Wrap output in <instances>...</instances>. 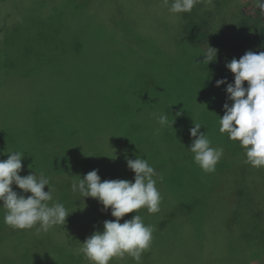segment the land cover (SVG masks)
Masks as SVG:
<instances>
[{
	"label": "rangeland",
	"instance_id": "374dc122",
	"mask_svg": "<svg viewBox=\"0 0 264 264\" xmlns=\"http://www.w3.org/2000/svg\"><path fill=\"white\" fill-rule=\"evenodd\" d=\"M66 1L74 4L68 18L54 16L63 21L52 19V7L59 0H0V160H6L11 151L22 152L19 174L43 173L49 179L53 196L49 205L57 202L58 190L77 202L67 208L70 214L64 225L39 234V225L31 229L6 225L0 208V264H92L78 252L80 243L94 231H103L105 220L115 218L97 199L72 191L70 174L88 173L84 165L76 166L81 160L73 152L83 137L110 162L107 172L100 169L101 161L88 165L89 172L100 169L101 181H133L135 174L127 168L126 157L136 156L146 158L163 177L156 178L159 212L150 214L141 208L136 213L157 230L161 221H167L164 230L169 243L161 246L160 232L153 231L158 235L152 236L142 254L148 262L195 264L193 260L200 259V264H215L225 260L226 234L233 224L240 184L246 181L255 198L243 203L245 212L252 206L246 203L257 202L264 192V167L245 163L239 141L219 131L226 85L215 86L222 79L217 60L206 65L204 56H198L211 43L186 42L180 33L181 21L162 0ZM241 3L249 10L258 8L256 0ZM239 18L218 27L215 34L222 39L215 43L242 40ZM56 27L63 28L62 34ZM215 36L209 34L211 42ZM154 112L166 114L168 125L160 128ZM194 122L202 125L200 131L207 134L212 147L224 149L214 173L203 172L188 150ZM66 164L68 173L60 169ZM12 187L22 192L15 184ZM94 205L101 214L92 210ZM133 215L126 214L121 223ZM249 241L243 246L247 259L240 264H264V244L253 237ZM182 242H195L198 248L185 245L184 255ZM171 245L178 247L168 249ZM128 261L137 264L127 254L109 264Z\"/></svg>",
	"mask_w": 264,
	"mask_h": 264
},
{
	"label": "clouds",
	"instance_id": "9594fccd",
	"mask_svg": "<svg viewBox=\"0 0 264 264\" xmlns=\"http://www.w3.org/2000/svg\"><path fill=\"white\" fill-rule=\"evenodd\" d=\"M201 0H173L169 12L173 14L190 13ZM210 2V0H209ZM167 6L169 0H162ZM261 14L264 15V0H256ZM204 56L202 63L208 65L216 61L218 49L208 45L207 51L198 55ZM197 56V57H198ZM226 69L234 74V82L218 79L215 86L226 85V102L223 105L224 115L219 117V131L227 133L228 138L239 141L245 149V163L254 168L264 167V51H246L238 60L232 58L226 62ZM211 80V77H209ZM247 81V87L244 82ZM228 101H232L229 105ZM153 118L163 128L168 125V117L164 113L154 112ZM181 113L177 112L176 116ZM172 122L171 126L173 125ZM201 124L195 123L189 129L192 142L188 150L193 154V162L205 173H214L221 160L223 147H212L207 134L201 132ZM159 128L154 134L159 133ZM24 154L19 151L8 153L6 160H0V208L4 210V223L14 229H31L39 224L37 234L47 232L57 225H64L70 214L62 203L51 206L52 190L45 191L49 179L40 173L21 176ZM116 158V157H115ZM114 158V159H115ZM127 168L134 175V180H103L98 175L99 169H93L78 180H74L72 191H79L82 196L98 200L107 212L111 210L114 220H105L103 231H94L83 243L78 252L92 264H109L114 257L123 258L125 254L141 264L142 254L150 247L153 226L146 225L141 215L136 214L141 208L148 213L159 212L161 195L156 187L158 176L146 158L126 157ZM155 177V178H154ZM15 184L21 193L13 190ZM31 193V195H25ZM129 213H135L130 219L121 223V219Z\"/></svg>",
	"mask_w": 264,
	"mask_h": 264
},
{
	"label": "trees",
	"instance_id": "16d2710c",
	"mask_svg": "<svg viewBox=\"0 0 264 264\" xmlns=\"http://www.w3.org/2000/svg\"><path fill=\"white\" fill-rule=\"evenodd\" d=\"M172 2L173 0H169L168 9L171 7ZM241 2L242 0H210V2L209 0H201V2L198 3L190 13L176 14V18L181 21V36L184 40H186V42L196 45L200 42L209 41L211 43V47L218 49L216 64L221 78H226L229 83L234 82V74H232L228 69H226V62L231 61L232 58H236L238 60L248 50L264 51V15L261 14L258 8L255 10H249L247 9L246 5ZM70 6L74 8V4L71 5V1L59 0V3L54 8L52 7V9H55V12L52 15V19L64 21V19L61 18H68V12L69 10H71ZM46 7L49 8V6ZM54 16L61 18H55ZM237 17H240L238 19L237 25L241 30L242 40H231L230 42L219 44L215 43L216 40L220 41L222 39V35L215 34L220 31L218 27L222 28L223 23H232L233 19ZM215 27L216 29H214ZM61 29L63 28L56 27L55 30L61 31ZM209 34L211 36L216 35L215 37H213L214 42L210 41ZM244 86L247 87V81L244 82ZM88 140L89 139L83 137L81 143L79 145H76L75 148H73V152L77 151L78 158L79 160H81L78 164H76V166L81 168V166L84 165L82 169H85L89 172V164L95 166L97 162L101 161L102 166L100 167V169L102 168L104 172L109 171L110 162L106 159V155L99 154V152L101 151L96 149L93 145L90 146V143L87 142ZM91 148L93 149V151ZM67 164L66 166H61L60 169L64 172L69 171L66 170ZM115 164H117L116 161ZM70 176L73 178V181L78 180V176L83 178V175L81 174H70ZM48 187L50 188V186ZM48 187L45 186V189H49ZM247 187L248 185L246 181H244L243 184H240V188L237 193L238 197L236 203L234 204L233 211V224L230 233H228L227 229L226 234L228 239L225 241V245L228 244V248H226L227 250L224 252L225 260L223 259V261L215 264H234L236 262L240 264L242 260H246L247 258H245L244 256L246 254L245 251L243 252V246L244 244L246 245V242H250V237H253L256 241L264 244V192L260 197H258L259 200L257 202L255 201L253 203H246L247 205L252 204V206H249L248 209L243 212V203L245 201H252L255 199H253V195L248 189L249 187ZM58 192L60 196L58 197L57 202L62 203L66 209L69 206L77 204V202L75 203L71 201L69 197H67V195L64 196V194L59 190ZM244 194L246 195L244 196ZM243 197H245L244 201ZM92 210L98 214H101V209L96 205L92 207ZM204 218L205 216L202 218V221ZM165 222L167 221H161L159 223L158 230L154 229V232H160L159 235L158 233L154 234V232L152 234V236H159L161 246H165L169 243V236H167V232L164 230V228L166 227V225H164ZM166 238L168 239L167 242ZM182 243L184 244V247L181 249V252L183 254L185 252L186 246L187 249L198 248L195 242L192 244H188L186 242ZM176 247L178 246L171 245L168 249H174ZM200 248H202V245H200ZM196 253L201 258L200 251ZM239 255L242 256L238 259ZM248 255L249 254L247 252V256ZM144 260L146 264H156L157 261H159L158 259H155L152 260V262H148L145 254L142 255L141 258V261ZM193 262L195 264L201 263L200 259H198V262H195L194 260ZM130 263L131 261H128L125 264ZM175 264H178V261H176Z\"/></svg>",
	"mask_w": 264,
	"mask_h": 264
}]
</instances>
